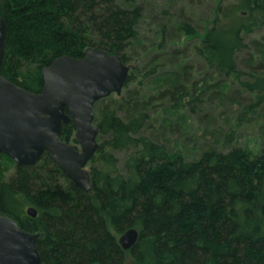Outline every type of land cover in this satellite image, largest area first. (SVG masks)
<instances>
[{
    "label": "trees",
    "instance_id": "obj_1",
    "mask_svg": "<svg viewBox=\"0 0 264 264\" xmlns=\"http://www.w3.org/2000/svg\"><path fill=\"white\" fill-rule=\"evenodd\" d=\"M162 14L145 41L137 0H0V75L23 90L40 93L43 68L89 47L130 67L121 94L94 105L88 193L47 152L34 166L0 160L1 214L38 234L41 264H126L127 255L131 264H264V136L238 141L264 112V37L252 38L264 30V0H217L201 30L183 11ZM213 99L226 129L213 121ZM200 114L193 145L165 142L166 130ZM60 138L76 144L72 122ZM130 228L138 239L124 251L118 237Z\"/></svg>",
    "mask_w": 264,
    "mask_h": 264
},
{
    "label": "water",
    "instance_id": "obj_2",
    "mask_svg": "<svg viewBox=\"0 0 264 264\" xmlns=\"http://www.w3.org/2000/svg\"><path fill=\"white\" fill-rule=\"evenodd\" d=\"M6 27L0 17V66ZM130 67L117 55L89 47L82 59L60 57L41 70L40 93H30L0 75V160L17 166L36 165L44 152L77 187L91 190L88 163L98 150L94 105L110 95L119 96ZM73 123L76 144L61 140L64 125ZM35 217L37 211L28 207ZM38 234L21 229L0 211V264H41ZM130 228L118 237L122 250L137 242Z\"/></svg>",
    "mask_w": 264,
    "mask_h": 264
},
{
    "label": "rangeland",
    "instance_id": "obj_3",
    "mask_svg": "<svg viewBox=\"0 0 264 264\" xmlns=\"http://www.w3.org/2000/svg\"><path fill=\"white\" fill-rule=\"evenodd\" d=\"M139 3H142L144 6V15L145 20L142 22L140 26V32L142 38H144L145 41H150L153 37V33L155 31V27L158 25V22L162 19H164V15L162 14L163 10H167L169 13H176L175 16L179 14V11H183L185 13V17L190 18V23H192L194 26L199 28V30L202 29L204 24L207 20L210 19L211 13L213 10V7L215 6V3L217 0H137ZM234 0H223L224 3H231ZM261 38L264 37V30L260 32L257 35H253L252 38ZM200 80V77L198 79ZM235 86V85H233ZM232 86V87H233ZM234 94V93H233ZM214 102L211 104L213 105L212 108H215L216 114H210L211 117L213 115L214 122L217 124L216 126L226 129L228 127L227 124H225L224 117L219 116L217 114L223 113L225 110L224 108H220V102L218 99H213ZM218 108V109H216ZM227 111L226 113L230 115L231 110H236L235 106H232L231 104H227ZM218 110V111H217ZM221 113V114H222ZM169 118H172L169 116ZM188 119V118H187ZM213 119V118H212ZM155 121L157 123L153 122L152 127L147 131L148 133H157L159 128V123L162 122L161 118L158 117ZM183 120H180L178 124L175 125V129L173 130H166L165 133V142L173 147H175V142H179V145H186L190 147L193 145L194 139L200 138L202 136V133L204 132V122L206 120L203 118V115L200 114L199 117H193L190 120H188L187 123H183ZM260 124L263 125L264 129V112L263 116L259 118V123L252 124L249 127H246L241 133L240 138L238 141L242 143L243 145L245 143H249L250 146L254 144V142L260 144L264 136V130L260 133L259 128ZM116 156L119 160H122L124 155L122 153H116ZM89 169V166L87 167ZM130 258L128 255L126 256V264H131Z\"/></svg>",
    "mask_w": 264,
    "mask_h": 264
}]
</instances>
